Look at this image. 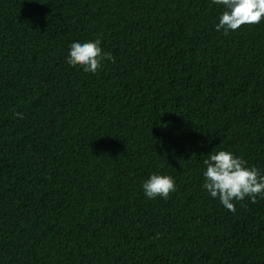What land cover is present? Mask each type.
Returning a JSON list of instances; mask_svg holds the SVG:
<instances>
[{
    "label": "trees",
    "instance_id": "trees-1",
    "mask_svg": "<svg viewBox=\"0 0 264 264\" xmlns=\"http://www.w3.org/2000/svg\"><path fill=\"white\" fill-rule=\"evenodd\" d=\"M224 10L0 0V264H264V198L203 188L221 150L264 175V19L225 35ZM96 39L115 63L67 64Z\"/></svg>",
    "mask_w": 264,
    "mask_h": 264
},
{
    "label": "clouds",
    "instance_id": "clouds-1",
    "mask_svg": "<svg viewBox=\"0 0 264 264\" xmlns=\"http://www.w3.org/2000/svg\"><path fill=\"white\" fill-rule=\"evenodd\" d=\"M215 5H223L219 23L215 30L227 35L229 31H236L242 25H257L264 19V0H212ZM100 39L70 45L67 64L82 67L85 73L95 74L100 70L102 62L107 60L115 63L111 53H104L100 47ZM23 119L22 113H15ZM203 188L211 197L218 198L219 202L229 211L235 212L234 201L248 198L251 203L257 202V197L264 198V175L247 161L235 156L229 151H218L209 154L203 161ZM145 196L149 199L161 197L168 199L170 193L176 191L174 179L168 175L152 174L142 185ZM159 234H157V237Z\"/></svg>",
    "mask_w": 264,
    "mask_h": 264
}]
</instances>
